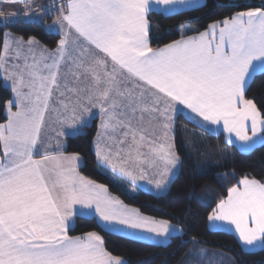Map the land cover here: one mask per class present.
I'll return each mask as SVG.
<instances>
[{"label":"snow or ice","instance_id":"snow-or-ice-1","mask_svg":"<svg viewBox=\"0 0 264 264\" xmlns=\"http://www.w3.org/2000/svg\"><path fill=\"white\" fill-rule=\"evenodd\" d=\"M196 4L197 0H66V10L61 8L54 23L67 30L55 51L43 49L37 56L28 48L25 53L24 41L17 39L12 59H23V64L9 66L10 45L5 41L0 69L9 73L6 79L13 81L15 99L6 104L7 122L0 123V264H126L104 247L96 232L67 235L70 219L85 209L106 229L132 237L147 233L156 243L183 231L128 208L110 196L105 185L81 176L78 154H41L45 115L54 90L61 88L62 65L73 77L70 85L65 76L60 91L61 96L68 92L74 97L59 102L66 119L83 122L82 113L98 108V137L111 141L108 147H101L100 139L94 142L98 165L133 184L147 173L140 167L137 175L130 166H155L157 160L163 170L154 181L156 188L170 179L179 161L168 142L178 105L190 111L198 127L222 123L228 142L233 133L244 148L258 135L264 140V114L253 100L245 99L250 82L264 75V0L261 7L237 11L197 35L150 47L148 13L153 5L164 14ZM34 42L29 38L27 43ZM161 130L163 142L157 143ZM144 147L148 153L141 151ZM207 219L222 222L217 227L223 222L234 225L244 245L264 248V183L241 178Z\"/></svg>","mask_w":264,"mask_h":264},{"label":"trees","instance_id":"trees-1","mask_svg":"<svg viewBox=\"0 0 264 264\" xmlns=\"http://www.w3.org/2000/svg\"><path fill=\"white\" fill-rule=\"evenodd\" d=\"M56 1L34 0L33 3L42 8L53 4L35 19L0 21V54L6 32L22 39L34 38L47 48L56 47L59 36L45 29L47 23L60 15ZM261 6V0H205L199 6L174 13L150 11V47L156 49L180 38L183 25L193 28L189 33L200 32L210 23L228 18L237 11ZM61 7L64 8V4ZM250 85L245 99L253 100L264 114V75L257 74ZM10 98V89L0 79V123L6 119L5 107ZM95 132L93 120L78 134L66 137L65 151L81 158L79 172L105 185L109 192L141 214L177 224L183 231L159 244L105 230L94 217L76 216L74 225L68 229L70 236L95 231L103 238L104 247L126 264H264V248L243 250L232 233L212 230L207 224L209 213L241 178L247 176L264 182V140L251 150L241 152L228 144L221 134L204 130L178 114L175 148L180 158L179 170L167 191L154 195L129 189L127 183L99 167L91 148Z\"/></svg>","mask_w":264,"mask_h":264},{"label":"crops","instance_id":"crops-1","mask_svg":"<svg viewBox=\"0 0 264 264\" xmlns=\"http://www.w3.org/2000/svg\"><path fill=\"white\" fill-rule=\"evenodd\" d=\"M33 1L34 0H31L30 3H25V4L9 3V2H7V0H4V2H0V21H5L3 18L6 17V16L12 17V18L8 19V21L12 20V19H15V18H22V19H29V18L35 19V18H37L40 15V13H41L42 7H38L35 3H33ZM204 1L205 0H197L196 6L201 5ZM56 4H58L57 7H58L59 10H61V8H62L61 5L64 4V9L66 10V0H57ZM51 6H53V4H51V5H49V6L45 7V8L48 9ZM157 7L158 6L153 5V9L154 10H152V11L159 12V11L155 10ZM185 9H189V8H179L177 11H181V10H185ZM243 11H246V10H243ZM164 14H169V13H164ZM59 17H60V15H59ZM59 17L56 18L55 20L47 23L45 25V29H46L47 32L57 34L59 36V41H60L63 38V33H64V31L67 30V28H66V25H65V28L61 29L58 24L54 23L55 21H57L59 19ZM210 24H212V23H210ZM208 26L205 29H207ZM189 29L192 30L193 28L191 26H189V25H183L181 27L182 36H193V35H197L199 33V32L189 33L191 31ZM204 30H202V31H204ZM180 38H178V39H180ZM17 39H22V38L14 35V34H11L9 32H6L4 34V37H3L1 54L4 53V44H5V41H7L9 43V45H10L9 58L7 60V65H9V66L11 64H13V63H19L21 65L23 64V59H21L19 61L12 59V56L14 54V50L17 47V44H16ZM178 39H176V40H178ZM22 40L24 41L23 51L25 53H27L28 48H31L37 54V56L39 55L40 51L43 50V49H47L49 52H53V51H55L57 49V46H58V44H57V46L54 47V48H47L43 44H41L40 42H38L36 40H34L35 42L33 44H31V45H29L27 43L29 38L28 39H22ZM165 45H167V44H165ZM165 45H163V46H165ZM163 46H161V47H163ZM69 51L70 52L72 51L71 38L69 40ZM29 62H31V58H29ZM67 72H68L67 66L66 65H62L61 72H60V77L61 78H60V81H59L60 84H61V88L59 90H54L53 97H52V100L50 102L49 111L45 115V124H44L42 132H41V141H42L41 154H43V151H45V150H47L48 152H51L53 154H59V153H63L64 155L75 154V153H67L65 151V140H66V137L67 136H74V135L78 134L82 130V128L84 126H87V125L91 124V122L93 120H95L96 132H95L94 138H93L92 143H91V148H92V151H93V153L95 155V158H96V161H97V157H96V154H95V143L94 142H96L98 139H100L101 147H108V146H111V141H107L103 137H98V133L102 132V129L100 127L101 126V115L99 113V109L98 108H90V112L82 113L83 122L78 119L74 123L73 121L66 119L68 114L67 113H63V108H62V106L60 105L59 102L61 100H64L67 103L69 98L74 99V97H72V94L68 93V92H65L64 96L60 95V91H64L63 84H64L65 76H67V80H68L70 85L72 84V81H73V77L71 75H67ZM8 75H9V73L5 72L3 69H0L1 82L10 89L11 98H10L9 101H11V100H14L15 97H14V93L12 91L13 81L9 80V79H6V77ZM81 80H83V77H81ZM22 91H27V89H22ZM15 110H16V108H15V106H13L12 111H15ZM62 113H63V115H61ZM178 114H181L182 116H184L186 119H188L190 121H191V119H193V117H191V115H190V111L188 109H186V107L183 106V105H178L177 106V114H176V116ZM5 115H6V119L3 122H1V123H6L7 122L6 107H5ZM77 115H81V113L78 112ZM198 122L199 121H197V123ZM197 123H194V124L197 125ZM201 128H203L204 130H207V131H209V132H211L213 134H221L223 136L224 140L228 144H231V145L235 146L241 152H247V151L251 150L253 147L259 145L263 141L258 135L257 138H255V142L251 144V147L244 148V147H241L243 142H240L235 137L234 133L231 134V142H228L229 141V134L223 131L222 123H221V125H210L209 124L206 127H201ZM249 135H251L250 131H249ZM157 136L159 137V139H157L156 142L157 143L163 142L162 130L157 132ZM169 137H170V140L168 142L172 143V145H173V149L172 150L174 151L175 155L179 157V155L177 154L176 148H175V123H174V128L169 132ZM113 150H115V149H113ZM141 151H143L145 153H148L149 149L147 147H144V148L141 149ZM36 158H39V156H37ZM97 163H98V161H97ZM80 165H81V158H80V161H79L78 167H77V171L78 172H79L78 169H79ZM179 166H180V158H179L178 164L176 165V167L173 169V171L171 173L170 179L168 180L166 185L163 188H161V189H157L156 186H155V183H154L155 180L160 179V172L163 170V163L161 161H159V160L156 161L155 166H149L147 163L142 164V165H140L138 167L137 166H130L131 170H133L135 172V174H137V175L140 174V167H143L144 171L147 173L145 179H143V180H139L138 179L135 184H133L132 181L130 179L126 178V177H123V176H121L119 174H115L114 175L110 170H107V171L110 172L113 176H115V177L119 178L120 180H122L123 182L127 183L128 186H129V189H139V190H142V191L154 194V195H161V194H163V193H165L167 191L172 179L175 177V175L177 174V172L179 170ZM79 174L81 176H83L80 172H79ZM83 177L86 178L85 176H83ZM86 179H88V178H86ZM88 180H90V179H88ZM262 183H264V182H262ZM97 184H99V183H97ZM107 192H108V194L110 196L115 197L116 199H118L115 194L109 192L108 190H107ZM227 195H228V193H227ZM226 198H227V196L224 199H226ZM123 204L125 206H127L128 208L136 209V208H134L131 205H127L125 203H123ZM76 208L80 209V206L77 205ZM76 216L94 217L95 220L97 221V223L101 226V228H103L105 230H108V231H112V232H116V233H119V234H123V235L129 236L125 232L106 229L104 227L103 222L99 219V217L97 215H95L94 213H90L86 209L76 212V214L69 221L68 229L71 228L74 225ZM221 223L222 222H218V221L210 222V221L207 220V224H208V227L210 229H212V230H224V231L232 233L236 237L238 243L240 244V246H241V248L243 250L252 251V250H256V249L261 247L259 244H257L256 246H246V245H244L243 242L239 240L238 233L235 231V226L234 225L228 224L227 222H223V226L222 227H217V225H220ZM88 232H95V231H88ZM88 232H85V233H83L81 235L70 236L68 234V230H67V235L69 237H77V236H83V235H85ZM177 234H179V233H177ZM148 236H149V234L145 233L142 237H132V236H129V237L136 238V239H141V240L143 239V240L146 241Z\"/></svg>","mask_w":264,"mask_h":264},{"label":"rangeland","instance_id":"rangeland-1","mask_svg":"<svg viewBox=\"0 0 264 264\" xmlns=\"http://www.w3.org/2000/svg\"><path fill=\"white\" fill-rule=\"evenodd\" d=\"M172 224H173V223H172ZM173 225H175L177 228H180L177 224H173ZM180 229H181V228H180ZM179 234H180V233H179ZM142 240H143V239H142ZM146 241H150V242L156 243L155 241L149 239L148 237H147ZM163 243H164V242H163ZM159 244H162V243H159ZM209 256H212V255H209Z\"/></svg>","mask_w":264,"mask_h":264}]
</instances>
